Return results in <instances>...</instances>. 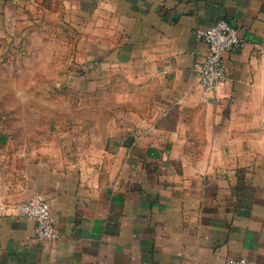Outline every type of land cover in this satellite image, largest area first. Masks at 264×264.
<instances>
[{
  "label": "crops",
  "instance_id": "crops-1",
  "mask_svg": "<svg viewBox=\"0 0 264 264\" xmlns=\"http://www.w3.org/2000/svg\"><path fill=\"white\" fill-rule=\"evenodd\" d=\"M57 5L88 21L104 101L90 104V133L69 126L33 152L0 146V264H264V0ZM47 6L0 0V27ZM222 18L244 45L225 53L226 79L207 91L199 33ZM36 194L56 241L21 214Z\"/></svg>",
  "mask_w": 264,
  "mask_h": 264
},
{
  "label": "rangeland",
  "instance_id": "rangeland-1",
  "mask_svg": "<svg viewBox=\"0 0 264 264\" xmlns=\"http://www.w3.org/2000/svg\"><path fill=\"white\" fill-rule=\"evenodd\" d=\"M53 3L0 27V146L14 153L39 150L69 126L90 133V104L104 101L103 66L90 61V31L82 30L88 21ZM119 85L111 79L114 92Z\"/></svg>",
  "mask_w": 264,
  "mask_h": 264
},
{
  "label": "built area",
  "instance_id": "built-area-1",
  "mask_svg": "<svg viewBox=\"0 0 264 264\" xmlns=\"http://www.w3.org/2000/svg\"><path fill=\"white\" fill-rule=\"evenodd\" d=\"M200 36L208 45L205 58L196 64L195 72L199 83L207 91L220 87L226 79L224 55L244 45L239 30L230 21L218 19L209 28L200 31ZM21 214L36 222V235L42 241H56L60 238L56 217L47 199L36 194L21 203ZM228 264H256L248 257L231 258Z\"/></svg>",
  "mask_w": 264,
  "mask_h": 264
}]
</instances>
